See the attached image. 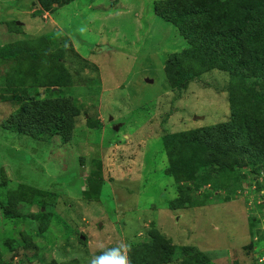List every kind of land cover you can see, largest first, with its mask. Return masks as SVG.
<instances>
[{"label":"rangeland","instance_id":"1","mask_svg":"<svg viewBox=\"0 0 264 264\" xmlns=\"http://www.w3.org/2000/svg\"><path fill=\"white\" fill-rule=\"evenodd\" d=\"M157 1L77 0L44 9L36 0H0V48H29L27 41L36 46L48 34L58 36L50 51L62 53L69 77L60 97L76 110L68 143L6 129L18 104L13 92L2 90L16 70L0 61L3 264H90L101 255L100 243L110 249L122 242L131 247V264L156 259L147 255L151 243L176 249L166 264H180L185 247L206 255L210 264H264V173L230 202L168 209L177 185L165 175L161 138L227 123L229 96L222 89L230 78L216 70L198 72L199 81L176 98L163 66L187 44L155 15ZM46 68L41 61L23 68V99H49L45 88H30V69L43 75ZM238 103L250 105L244 98ZM94 159L103 185L98 199L88 200L86 178Z\"/></svg>","mask_w":264,"mask_h":264},{"label":"trees","instance_id":"2","mask_svg":"<svg viewBox=\"0 0 264 264\" xmlns=\"http://www.w3.org/2000/svg\"><path fill=\"white\" fill-rule=\"evenodd\" d=\"M74 1L36 0L44 9ZM153 10L186 40L187 47L171 54L163 66L176 98L188 83L199 81L202 71L216 70L230 78L229 85L222 89L229 96L227 123L161 138L168 158L165 175L177 185V198L167 203L168 209L230 202L249 180L264 173V0H160ZM56 37L48 34L35 40L37 47L27 41L29 48L17 43L0 48V61L14 65L16 70V75L9 73L4 79L2 90L13 92L18 104L6 129L37 140L58 137L68 143L76 110L60 97L69 77L62 67V53L58 49L50 51ZM39 61L47 64L46 72L42 75L30 69L34 75L30 88H45L49 99L33 103L23 99L27 72L22 70L25 66L34 68ZM15 76L21 81L17 82ZM240 98L248 99L249 107L239 104ZM91 165L84 195L97 200L103 185L100 162L94 159ZM146 250L156 258L151 264H166L172 261L176 249L151 243ZM181 251L185 255L180 264H210L209 258L195 248Z\"/></svg>","mask_w":264,"mask_h":264},{"label":"clouds","instance_id":"3","mask_svg":"<svg viewBox=\"0 0 264 264\" xmlns=\"http://www.w3.org/2000/svg\"><path fill=\"white\" fill-rule=\"evenodd\" d=\"M98 247L102 249L101 255L92 257L90 264H131L129 258L131 247L127 243L122 242L110 249H105L100 243Z\"/></svg>","mask_w":264,"mask_h":264},{"label":"water","instance_id":"4","mask_svg":"<svg viewBox=\"0 0 264 264\" xmlns=\"http://www.w3.org/2000/svg\"><path fill=\"white\" fill-rule=\"evenodd\" d=\"M113 130H114V131H117V126H115V127L113 128Z\"/></svg>","mask_w":264,"mask_h":264}]
</instances>
